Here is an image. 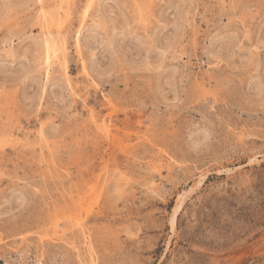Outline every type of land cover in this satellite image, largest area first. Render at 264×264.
<instances>
[{
    "label": "rangeland",
    "instance_id": "rangeland-1",
    "mask_svg": "<svg viewBox=\"0 0 264 264\" xmlns=\"http://www.w3.org/2000/svg\"><path fill=\"white\" fill-rule=\"evenodd\" d=\"M54 1L0 0V264H264V0Z\"/></svg>",
    "mask_w": 264,
    "mask_h": 264
},
{
    "label": "bare ground",
    "instance_id": "bare-ground-1",
    "mask_svg": "<svg viewBox=\"0 0 264 264\" xmlns=\"http://www.w3.org/2000/svg\"><path fill=\"white\" fill-rule=\"evenodd\" d=\"M60 2L62 3V0H55L54 1V4L55 5H57V6H59V4H60ZM67 5V4H66ZM60 7V6H59ZM57 16H58V14H57ZM60 17V16H59ZM59 19V18H58ZM53 22V21H52ZM57 22L59 23V21L57 20ZM55 24H57V23H55ZM59 25V24H58ZM57 26V25H56ZM60 27H61V25H60ZM51 28V27H50ZM57 28V27H56ZM47 34V33H46ZM48 40H49V38H48ZM51 40V39H50ZM46 41V40H44L45 42H44V44H46V47H44V48H46V51H47V56H46V62H47V60H49V58H50V53H52V52H50V51H52L53 50V46H52V44L51 43H53L52 41ZM54 40V39H53ZM47 42V43H46ZM51 42V43H50ZM44 46V45H43ZM42 46V47H43ZM51 48H52V50H51ZM54 48H55V46H54ZM45 50V49H44ZM54 51H56V50H54ZM42 52H43V48H42ZM54 54H53V56H55V52H53ZM43 55H44V52H43ZM52 56V57H53ZM54 58V57H53ZM44 59V58H43ZM44 61H45V59H44ZM44 64V63H43ZM48 64V63H47ZM50 64H51V62H50ZM50 64H49V66H50ZM46 65V64H45ZM47 68V67H46ZM27 71V70H26ZM176 211H177V208H176Z\"/></svg>",
    "mask_w": 264,
    "mask_h": 264
}]
</instances>
